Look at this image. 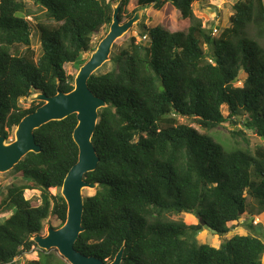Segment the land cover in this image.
I'll use <instances>...</instances> for the list:
<instances>
[{
	"label": "trees",
	"instance_id": "trees-1",
	"mask_svg": "<svg viewBox=\"0 0 264 264\" xmlns=\"http://www.w3.org/2000/svg\"><path fill=\"white\" fill-rule=\"evenodd\" d=\"M121 1L122 23L140 10L171 4L187 28L148 31L143 24L139 39L132 37L126 49L113 53L114 68L90 78V90L107 107L99 111L93 138L100 163L86 175L97 184L96 194L85 198V231L75 248L105 264L124 245L122 264H264L258 237L237 235L219 248L197 240L205 228L220 238L228 235L229 224L249 209V199L257 210L264 206V145L231 148L209 134L231 122L264 142V0L235 4L230 27L218 39L194 14L193 5L205 0H134L131 14L133 0H0L1 135L9 140L43 104L24 109L21 100L74 89L75 77L65 66L87 62L83 57L96 50V37L110 28ZM30 3L56 25L40 24ZM35 30L39 57L32 48ZM242 72L247 77L236 87ZM77 124L72 115L36 130L42 152L28 154L12 170L21 183L10 185L4 198L0 186V217L14 211L0 225V264L34 251L38 260L28 264H68L56 250H40L33 238L42 235L51 216L60 227L66 222L61 189L79 159ZM27 191L40 192L39 199L27 200ZM182 214L194 215L199 224L168 217Z\"/></svg>",
	"mask_w": 264,
	"mask_h": 264
},
{
	"label": "water",
	"instance_id": "water-1",
	"mask_svg": "<svg viewBox=\"0 0 264 264\" xmlns=\"http://www.w3.org/2000/svg\"><path fill=\"white\" fill-rule=\"evenodd\" d=\"M121 6L122 1L114 7L110 30L79 69L74 89L69 93L58 91L55 96L50 97L42 93L33 94L29 98L30 103L43 104L34 113L23 118L16 128L15 141L8 143L0 133V174H6L14 170L28 154L42 152L36 142V130L51 122H60L72 115L77 116L78 124L73 139L79 148V159L67 174L61 190L68 207L66 222L59 229L49 227L45 236L38 235L33 238V242L40 250L46 252L56 250L68 264H105L96 257H88L79 252L75 245L85 231L84 190L97 188V184L86 181V175L95 172L100 163L93 138L100 119L99 111L107 107L105 100L97 97L90 90L89 80L110 61L116 42L127 35L143 18V11H139L132 19L122 23ZM125 250L124 245L111 264H122Z\"/></svg>",
	"mask_w": 264,
	"mask_h": 264
},
{
	"label": "rangeland",
	"instance_id": "rangeland-1",
	"mask_svg": "<svg viewBox=\"0 0 264 264\" xmlns=\"http://www.w3.org/2000/svg\"><path fill=\"white\" fill-rule=\"evenodd\" d=\"M243 2L245 0H205L203 3H195L193 5V11L196 17L202 20L204 28L206 30L213 31L214 38H219L225 29L230 27V17L234 13V5L238 2ZM118 5V4H117ZM116 5V6H117ZM31 10L35 13V17H38V22L45 27H54L56 25L55 21L51 20L47 16V12L44 9H40L38 7H34L32 3H30ZM136 9V4L133 1L130 2L128 6V13L131 14ZM142 11V10H140ZM139 12V11H138ZM33 24H36L37 21L35 19H28ZM124 23V22H123ZM146 25L148 31H151V27H162L170 32H179L185 31L187 25L182 21L180 13L171 5L167 4L162 10L157 11L153 7L143 10V18L139 24L135 25L133 29L125 35L123 38L119 39L114 45V49L112 51L110 61L101 68L100 72L102 74L110 72L113 67L112 56L113 53L126 49L128 47L129 41L132 37L140 38L139 35L143 32V28L141 26ZM214 29H218V33H214ZM110 28L103 30L95 39L96 47H98L101 40L107 35ZM148 40V39H147ZM149 42V41H147ZM32 48L35 50L37 57H39L41 53V43L37 30L33 33V46ZM24 51V48L22 49ZM91 56V53L85 55L83 57V61L88 60ZM81 68V63H76L74 65H66L65 70L68 75L74 76L76 78L79 69ZM246 75L242 72L239 78V82L236 84V87H242ZM35 93L34 95H36ZM32 103L30 100L23 99L20 102V105L24 109L30 108ZM225 116L228 115V111L224 108ZM181 124L191 125L195 127L202 134H205L206 131L200 129L196 124L187 120V118L179 119ZM15 132L14 129L8 140V143H12L15 141ZM212 137L221 140L224 144L228 145L231 148L242 147L249 148L251 150H255L258 146L264 145V142L255 134L246 131L242 125H237L236 123L233 125L230 123L224 124L222 127L215 129L214 131L209 133ZM12 172V171H11ZM11 172L6 174H0V186L2 187V196L5 197L7 193V188L12 184H20L19 180L12 176ZM62 190V189H61ZM56 189H52L51 193L53 195L57 194ZM96 194V190L93 189H85L84 190V198L92 197ZM40 196V192L38 191H27L25 193V198L27 200L33 199L38 200ZM38 202V201H37ZM39 203V202H38ZM249 209L247 208L246 214L239 220L238 222H234L229 224L230 233L223 237L215 236L210 230L205 228L202 232H200L197 236V240L200 244L209 245L211 247L219 248L221 244L233 237L247 236L252 235L260 238L264 242V206L258 207L256 209L254 201L251 199L248 200ZM253 210V211H252ZM257 214L261 212L260 218H255L252 214ZM13 212L5 214L0 217V225L4 224L5 220L8 219ZM251 213V214H250ZM170 220L184 222L187 225H197L199 224V219L194 215L182 214V215H171L168 216ZM61 222L57 220L56 217L51 216L46 222H44V231L42 233L43 236L47 235V230L49 227L54 229H59ZM55 251V250H53ZM58 252V251H57ZM59 254V253H58ZM38 260L37 252H33L28 254L27 256H23L22 258H18L15 260L13 264H28L30 261Z\"/></svg>",
	"mask_w": 264,
	"mask_h": 264
},
{
	"label": "built area",
	"instance_id": "built-area-1",
	"mask_svg": "<svg viewBox=\"0 0 264 264\" xmlns=\"http://www.w3.org/2000/svg\"><path fill=\"white\" fill-rule=\"evenodd\" d=\"M214 33L217 34V33H218V29H214ZM147 39H148V37L145 36V37H143L142 40H143V41H148L149 39H148V40H147Z\"/></svg>",
	"mask_w": 264,
	"mask_h": 264
},
{
	"label": "clouds",
	"instance_id": "clouds-1",
	"mask_svg": "<svg viewBox=\"0 0 264 264\" xmlns=\"http://www.w3.org/2000/svg\"><path fill=\"white\" fill-rule=\"evenodd\" d=\"M148 39H149V38H148ZM148 41H149V40H148ZM34 252H37V251H34ZM32 253H33V252H32ZM30 254H31V253H30ZM37 254H38V252H37ZM27 255H28V254H27ZM27 255H26V256H27ZM17 259H18V258H17ZM14 262H15V261H14Z\"/></svg>",
	"mask_w": 264,
	"mask_h": 264
}]
</instances>
